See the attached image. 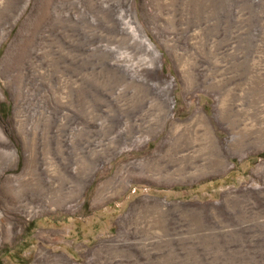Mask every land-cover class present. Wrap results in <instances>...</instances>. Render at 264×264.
I'll return each instance as SVG.
<instances>
[{
    "label": "rangeland",
    "instance_id": "obj_1",
    "mask_svg": "<svg viewBox=\"0 0 264 264\" xmlns=\"http://www.w3.org/2000/svg\"><path fill=\"white\" fill-rule=\"evenodd\" d=\"M0 264H264V0H0Z\"/></svg>",
    "mask_w": 264,
    "mask_h": 264
},
{
    "label": "bare ground",
    "instance_id": "obj_2",
    "mask_svg": "<svg viewBox=\"0 0 264 264\" xmlns=\"http://www.w3.org/2000/svg\"><path fill=\"white\" fill-rule=\"evenodd\" d=\"M135 19H136V21H137V25H138V29H139V31L142 33V38H143V36H145V34H144V30H143V28L141 27V25L139 24V21H138V19H137V15H135V17H134ZM241 21V20H240ZM227 25V24H226ZM206 29V28H205ZM122 31V30H121ZM145 38V37H144ZM145 39H148V38H145ZM149 40V39H148ZM132 41L133 42H138V41H142L141 40V38L140 37H138L137 35H134L133 37H132ZM144 42H146L145 40H143V42L142 43H144ZM151 42V41H150ZM149 42V43H150ZM152 49L153 50V44H149V49ZM209 130V133H210V138H211V140L212 141H215V140H217L218 141V138H217V135H215V132L210 128V129H208ZM207 135V134H206ZM207 137V136H206ZM216 138V139H215ZM217 144V143H216ZM177 145V144H176ZM202 148V147H201ZM171 151V150H170ZM176 153V152H175ZM215 153V152H214ZM14 154V153H13ZM212 154H213V152H212ZM211 154V155H212ZM192 155V154H191ZM190 155V156H191ZM217 155V154H216ZM210 156V155H209ZM196 157V155L193 157V159ZM214 158H215V156H214ZM214 158H212V159H214ZM192 159V160H193ZM217 161V160H216ZM222 161V160H221ZM194 162V161H193ZM214 162V161H213ZM158 163H159V161H158ZM219 164V163H218ZM187 165H188V163H187ZM212 165V164H211ZM203 166V165H202ZM215 166V165H214ZM195 167V166H194ZM205 167L206 166H204V169H205ZM155 168V167H154ZM187 168V167H186ZM180 169H182V168H180ZM210 169H211V167H210ZM159 170V175H158V178L159 179H168V177L170 178V177H175L174 176V172H169V171H167V166L166 165H163V164H161V163H159L158 164V169H157V171ZM164 172H163V171ZM207 170H209V169H207ZM80 172V170H78L77 169V172ZM177 171H179V170H177ZM190 171V170H189ZM206 171V170H205ZM203 169H195V172H200L201 174L202 173H204L205 172ZM78 172V173H79ZM166 172V173H165ZM181 172V171H180ZM184 173H186L185 171H184ZM189 173V172H188ZM187 175H189V174H187ZM194 175H195V173H194ZM187 177V176H186ZM189 177V176H188ZM98 195V194H97Z\"/></svg>",
    "mask_w": 264,
    "mask_h": 264
},
{
    "label": "crops",
    "instance_id": "obj_3",
    "mask_svg": "<svg viewBox=\"0 0 264 264\" xmlns=\"http://www.w3.org/2000/svg\"><path fill=\"white\" fill-rule=\"evenodd\" d=\"M161 146H159L158 148H160ZM158 161H159V163H161L160 162V158H158V160L155 162V163H153V164H148V165H146V166H144L143 167V169H144V175H142V176H149V177H151V179L152 180H154V181H156V182H163V181H165V180H173V179H176L177 177L175 176V177H168V179H159L158 178V175H159V170L157 171V169H158ZM164 165V164H163ZM167 166V165H166ZM155 167V168H154ZM163 171V170H162ZM164 172V171H163ZM61 190H62V192H63V194L62 195H60V197L61 198H63V197H65V196H67V192H66V190L64 189L65 188V185H61ZM58 191V190H57ZM57 191L55 190V192L53 193V196H54V199H57L56 198V196L58 197V199H59V193H57ZM69 191H71L70 189L68 190V192Z\"/></svg>",
    "mask_w": 264,
    "mask_h": 264
}]
</instances>
